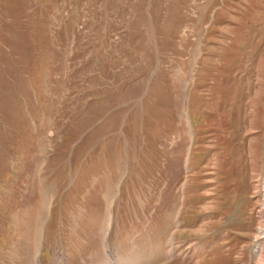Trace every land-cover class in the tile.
Wrapping results in <instances>:
<instances>
[{"label": "rangeland", "instance_id": "obj_1", "mask_svg": "<svg viewBox=\"0 0 264 264\" xmlns=\"http://www.w3.org/2000/svg\"><path fill=\"white\" fill-rule=\"evenodd\" d=\"M113 198L120 264H264V0H0V264H104Z\"/></svg>", "mask_w": 264, "mask_h": 264}, {"label": "bare ground", "instance_id": "obj_2", "mask_svg": "<svg viewBox=\"0 0 264 264\" xmlns=\"http://www.w3.org/2000/svg\"><path fill=\"white\" fill-rule=\"evenodd\" d=\"M110 205V204H109ZM107 213V212H106ZM108 213H110V211L108 212ZM107 228V227H106ZM102 230V229H101ZM103 231V230H102ZM62 260H63V257H58V261L57 262H59V263H61L62 262ZM113 263L115 262V259H113V261H112Z\"/></svg>", "mask_w": 264, "mask_h": 264}, {"label": "crops", "instance_id": "obj_3", "mask_svg": "<svg viewBox=\"0 0 264 264\" xmlns=\"http://www.w3.org/2000/svg\"><path fill=\"white\" fill-rule=\"evenodd\" d=\"M101 226H102V223H101ZM101 226H100V229H102ZM101 231H102V230H101ZM98 233H99L98 231L95 233V238H96V239L99 237V234H98Z\"/></svg>", "mask_w": 264, "mask_h": 264}]
</instances>
